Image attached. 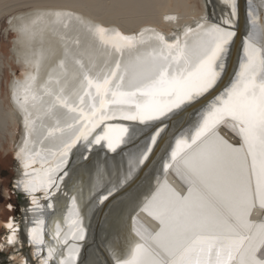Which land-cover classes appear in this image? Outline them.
Instances as JSON below:
<instances>
[{
	"label": "snow or ice",
	"instance_id": "6c2138e0",
	"mask_svg": "<svg viewBox=\"0 0 264 264\" xmlns=\"http://www.w3.org/2000/svg\"><path fill=\"white\" fill-rule=\"evenodd\" d=\"M223 4L227 11L219 17L201 15L170 38L148 27L126 34L77 17L115 58L109 53L95 75L93 57L91 67L76 59L71 73L60 61L54 82L61 85L64 77L63 85L44 89L52 97L45 115L54 126L39 125L46 129L40 147L34 139L39 117L28 106L41 99L33 90L36 76L20 74L12 91L24 130L15 187L29 206L24 228L14 217L2 225L0 253L10 264H76L88 233L85 210L91 216L118 202L127 233L123 248L109 246L111 264H264V222L252 219L254 210L264 213V0H247L242 55L226 84L239 0ZM18 31L26 35L29 28ZM146 32L159 47L140 51ZM69 78L78 84L66 92ZM198 105L191 126L173 132L171 121ZM56 109L63 110V123ZM46 141L54 146L45 148ZM130 144L124 153L122 146ZM98 150L125 155L127 170L121 174L97 161L85 190L72 161L92 164ZM157 164L154 191L136 203L129 195L134 178ZM169 174L186 187L167 182ZM142 213L155 226L145 227Z\"/></svg>",
	"mask_w": 264,
	"mask_h": 264
},
{
	"label": "bare ground",
	"instance_id": "6f19581e",
	"mask_svg": "<svg viewBox=\"0 0 264 264\" xmlns=\"http://www.w3.org/2000/svg\"><path fill=\"white\" fill-rule=\"evenodd\" d=\"M207 5L206 8L205 0H0V17L13 13L9 24L10 29L16 32L17 38L14 39L13 45L10 48V55L20 68V73L12 71L8 92V108H6L5 102L1 97L4 60L0 54V150H3L4 144L8 142L11 155L16 159V176L14 177L12 186L15 192L22 194L26 200L24 204H21L18 218H14L21 223L22 228L25 227V209L29 206V200L22 191L15 187L16 181L21 174V167L15 153L23 139L24 130L23 124L17 115V101L12 95L13 85L20 78V74L22 72H29L36 76L33 90L41 99L35 102L30 100L28 106L33 112V116L39 117L37 120V133L34 134V139L37 140V147H40L38 141L46 129L39 127V125L43 123L48 127L54 126V120L45 115L52 97L46 95L44 89L50 87L56 91L63 85L64 77H61V85H56L54 82L55 78L60 76V61L63 60L65 62V67L71 73L76 69V59H83L85 64L91 67L89 58L93 57L95 58V67L92 68V73L95 75L104 67V61L107 59L109 53H112L113 59L115 58V53L110 45L104 48L101 45L102 48L98 49L100 47L97 46H100L101 43L97 42L95 44L97 46H94L93 35L87 32L77 17H82L87 22L103 24L109 28H118L126 34L137 32L143 27H148L170 38L173 33L182 32L183 25L191 24L193 20L199 18L201 15L211 12L213 13V17L217 18L223 11H227L223 0H207ZM21 8H25L26 11L17 12ZM58 12L63 14L59 19L55 15ZM246 15V0H239L237 38L234 42L224 83H226L233 71L240 50L244 37ZM166 16H176L178 19L170 21L165 19ZM25 25L29 28V32L26 35L18 31ZM153 36L152 32L145 33V40L147 42L140 46V51H149L159 47L158 42L154 38H150ZM125 57L127 58V53ZM26 61L33 63L30 65ZM50 78H52L51 81ZM77 84L78 80H71L69 78L66 92ZM197 108H199V105L196 108L181 113L184 114L185 119L181 126L173 132H177L184 127L192 112ZM56 111L58 114H61L63 123V110L56 109ZM15 125H18V129L14 131L11 127ZM224 135L232 136V133L230 130L225 129ZM53 146L52 141H46L44 144L45 148ZM146 172L139 174L137 179L131 184L129 191L144 178ZM167 182L177 189L186 187L179 176L172 174L167 176ZM161 194L163 195V192ZM105 211L106 209L99 214L93 238L94 243L102 252L108 264H111L108 248L105 246V244H108V240L101 242L102 235L101 238L98 237L99 226L103 220ZM141 216L145 227L150 225L155 226L156 222L150 217L143 213ZM46 219L50 220V217ZM252 219L255 223L264 222V213L254 210ZM4 222V220L0 219L1 227ZM2 229L3 233L1 236L5 232L3 227ZM21 237L25 240V247L22 249V252L25 256H28L30 249L27 246L25 232H21ZM0 264H10L7 253H1Z\"/></svg>",
	"mask_w": 264,
	"mask_h": 264
},
{
	"label": "water",
	"instance_id": "95a60500",
	"mask_svg": "<svg viewBox=\"0 0 264 264\" xmlns=\"http://www.w3.org/2000/svg\"><path fill=\"white\" fill-rule=\"evenodd\" d=\"M255 2L259 4V0H255ZM208 3L210 4L209 1ZM246 13H247V0H246ZM247 30H248V18H246V22H245L244 36L247 33ZM231 55H232V52H231ZM231 55H230V59H231ZM241 55H242V49L240 46V50L237 55L233 71L228 79L231 78L233 72L237 68ZM228 65H229V62H228ZM227 82L228 80L226 81V83ZM198 109L199 108H197L195 111L192 112V114L188 118V121L186 122L183 128L186 129L187 127L191 126V124L195 120V116H196ZM180 114L181 113H179L176 116V118L173 119L171 122V127L173 131L179 128L185 119L184 114H181V115ZM132 147L133 146L131 144L127 146H122L123 152L127 153L130 149H132ZM118 152H120V149H118ZM97 161L101 163L106 161L110 168L118 169L121 174H123V172L127 170V157L125 155L113 154V153L107 152L106 150H98L97 154L93 157L92 164H88L85 162L72 161V166H73V169L75 170L74 178L82 182V184L85 187V190H87L89 184L94 181V178H95L94 165ZM158 170H159V164L155 165L154 168L149 169L146 172L144 178L133 189L129 191V195L136 197V203L141 202L143 196L148 195L149 193H152L154 191L155 177L158 175ZM14 171L16 173L15 157H14ZM139 174L140 173L137 174L133 182L137 179ZM17 195L21 199L22 203H24L26 198L22 196V194L20 193H18ZM123 208H124V204L118 202L111 209H106L105 211L103 220L99 226L98 237L101 238V235H102L103 238L101 242L108 240V244H105L107 248H109L110 245H117L123 248L125 245L124 237L127 233V218L125 216L123 221L120 220V213ZM99 214H100V211L96 212L94 215L88 216L87 211L85 210L84 212V215L86 216L85 224L87 225L88 233H87L86 239L80 242L81 247H80V252H79L76 264H108L104 255L99 250L97 245L94 243V238H93L94 230L98 222ZM16 216H17V212H16Z\"/></svg>",
	"mask_w": 264,
	"mask_h": 264
},
{
	"label": "rangeland",
	"instance_id": "374dc122",
	"mask_svg": "<svg viewBox=\"0 0 264 264\" xmlns=\"http://www.w3.org/2000/svg\"><path fill=\"white\" fill-rule=\"evenodd\" d=\"M22 11H26L25 8L17 10V12ZM12 15L13 13H8L5 14V16L0 17V54L2 55L4 60L1 97L5 102L6 108H8V92L12 71L20 73V68L16 65L15 60L10 55V48L13 45L14 39L17 38L16 32L13 29H10L9 22ZM93 40L94 46H97L95 45L97 44V42L99 44L101 43L99 42V39L97 37H94ZM101 45L103 44L101 43L100 46H97L100 47L98 49L102 48ZM104 47L106 46L103 45V48ZM11 129L15 131V129H18V125L12 126ZM10 151V145L8 142L4 144V149L0 150V219L4 221L8 220L11 217L18 218V216L20 215L19 210L21 208V204H24L22 203L21 199L17 195L18 193L15 192L14 187L12 186L16 173L14 171V158L12 157ZM9 205H11V208H9ZM2 233L3 229L0 225V236Z\"/></svg>",
	"mask_w": 264,
	"mask_h": 264
}]
</instances>
